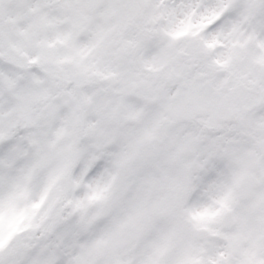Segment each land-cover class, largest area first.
Returning <instances> with one entry per match:
<instances>
[{
	"label": "snow or ice",
	"instance_id": "6c2138e0",
	"mask_svg": "<svg viewBox=\"0 0 264 264\" xmlns=\"http://www.w3.org/2000/svg\"><path fill=\"white\" fill-rule=\"evenodd\" d=\"M0 264H264V0H0Z\"/></svg>",
	"mask_w": 264,
	"mask_h": 264
}]
</instances>
